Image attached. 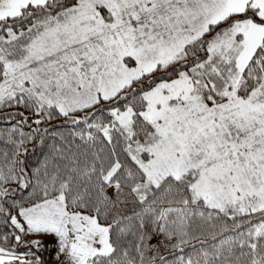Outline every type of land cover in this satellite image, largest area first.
I'll return each instance as SVG.
<instances>
[{
  "label": "snow or ice",
  "instance_id": "obj_1",
  "mask_svg": "<svg viewBox=\"0 0 264 264\" xmlns=\"http://www.w3.org/2000/svg\"><path fill=\"white\" fill-rule=\"evenodd\" d=\"M0 264H264V0H0Z\"/></svg>",
  "mask_w": 264,
  "mask_h": 264
}]
</instances>
